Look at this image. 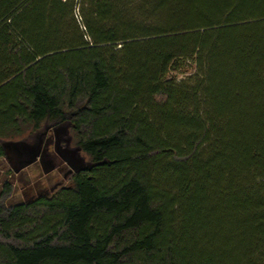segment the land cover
<instances>
[{
    "label": "trees",
    "instance_id": "1",
    "mask_svg": "<svg viewBox=\"0 0 264 264\" xmlns=\"http://www.w3.org/2000/svg\"><path fill=\"white\" fill-rule=\"evenodd\" d=\"M46 120L109 164L0 204V264H264V0H0V141Z\"/></svg>",
    "mask_w": 264,
    "mask_h": 264
},
{
    "label": "water",
    "instance_id": "2",
    "mask_svg": "<svg viewBox=\"0 0 264 264\" xmlns=\"http://www.w3.org/2000/svg\"><path fill=\"white\" fill-rule=\"evenodd\" d=\"M70 123L50 124L48 120L36 131L18 140H1L0 147L3 158L10 170L18 174L28 166L37 162L42 156V150L48 131L53 128L54 153L68 167L69 173L78 174L92 170V168L109 164L104 160L98 163L87 161L78 147L71 146L72 138L69 134ZM49 167L53 168L52 165Z\"/></svg>",
    "mask_w": 264,
    "mask_h": 264
},
{
    "label": "rangeland",
    "instance_id": "3",
    "mask_svg": "<svg viewBox=\"0 0 264 264\" xmlns=\"http://www.w3.org/2000/svg\"><path fill=\"white\" fill-rule=\"evenodd\" d=\"M195 74L194 65L190 61H181L178 63V70L171 72L170 77L176 81L187 80ZM72 146H74L72 144ZM82 156L88 158L81 153ZM68 168L64 164H59L53 168H43L42 165H33L18 175L10 171L9 166L0 158V191L2 185L7 184L5 192L2 193L1 202L5 206H12L25 200L24 192L31 190L30 193L39 192L43 189L57 192L61 187L71 185V180L65 176Z\"/></svg>",
    "mask_w": 264,
    "mask_h": 264
},
{
    "label": "flooded vegetation",
    "instance_id": "4",
    "mask_svg": "<svg viewBox=\"0 0 264 264\" xmlns=\"http://www.w3.org/2000/svg\"><path fill=\"white\" fill-rule=\"evenodd\" d=\"M53 123L57 125V123H55V122H52L50 124H53ZM71 146H72V143H71ZM41 156L42 157L37 162L33 163L32 165L28 166L27 168H29V167H31L33 165H36V164H38L40 166L42 165L43 168H47L49 165H52L53 167H55V166H57L59 164L60 165L61 164H64L59 159V157H57L55 155V153H54V132H53V128H51L48 131L47 135H46L45 142H44V146H43V150H42V155ZM0 158H3L2 150H1ZM3 160H4V158H3ZM27 168H25V169H27ZM24 170H22V171H24ZM18 174H14V175H18ZM72 175H74V174L69 173V169H68L67 172H66V174H65V176H67V178L68 177L71 178ZM5 188H7V184L6 183L2 185V190L0 191V204H3V202H1V196H2V193L5 192V190H6ZM30 191L31 190H27L26 192H24L25 200L23 202H20V203H17V204H27V203L33 202L34 200H36V199H38L40 197H44L46 195H53V194L56 193V192L55 193H52L53 191L51 192V190H47V189H43V190H41L39 192H35V193H30ZM17 204H15V205H17Z\"/></svg>",
    "mask_w": 264,
    "mask_h": 264
}]
</instances>
